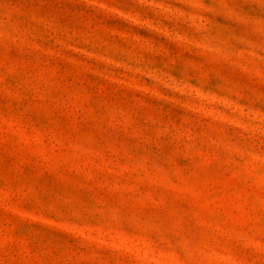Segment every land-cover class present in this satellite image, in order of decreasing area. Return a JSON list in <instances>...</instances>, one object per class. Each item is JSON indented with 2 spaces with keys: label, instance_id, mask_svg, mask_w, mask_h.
Masks as SVG:
<instances>
[{
  "label": "rangeland",
  "instance_id": "374dc122",
  "mask_svg": "<svg viewBox=\"0 0 264 264\" xmlns=\"http://www.w3.org/2000/svg\"><path fill=\"white\" fill-rule=\"evenodd\" d=\"M0 264H264V0H0Z\"/></svg>",
  "mask_w": 264,
  "mask_h": 264
}]
</instances>
